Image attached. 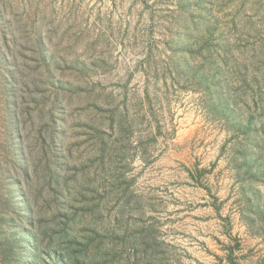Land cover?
<instances>
[{"label":"rangeland","instance_id":"1","mask_svg":"<svg viewBox=\"0 0 264 264\" xmlns=\"http://www.w3.org/2000/svg\"><path fill=\"white\" fill-rule=\"evenodd\" d=\"M0 264H264V0H0Z\"/></svg>","mask_w":264,"mask_h":264},{"label":"trees","instance_id":"2","mask_svg":"<svg viewBox=\"0 0 264 264\" xmlns=\"http://www.w3.org/2000/svg\"><path fill=\"white\" fill-rule=\"evenodd\" d=\"M30 239H31L33 242H32L31 244H29V245H28V243H27V245L30 246L31 249H34V250L37 249L38 245H37V243L35 242V238H34V237H31Z\"/></svg>","mask_w":264,"mask_h":264}]
</instances>
